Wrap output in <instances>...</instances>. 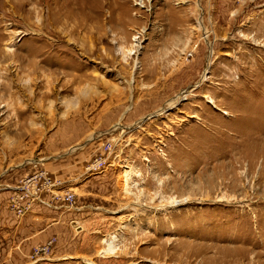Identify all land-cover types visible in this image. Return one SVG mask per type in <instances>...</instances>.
I'll list each match as a JSON object with an SVG mask.
<instances>
[{"label":"rangeland","instance_id":"rangeland-1","mask_svg":"<svg viewBox=\"0 0 264 264\" xmlns=\"http://www.w3.org/2000/svg\"><path fill=\"white\" fill-rule=\"evenodd\" d=\"M32 176L77 208L35 264H264V0H0V194Z\"/></svg>","mask_w":264,"mask_h":264},{"label":"crops","instance_id":"crops-1","mask_svg":"<svg viewBox=\"0 0 264 264\" xmlns=\"http://www.w3.org/2000/svg\"><path fill=\"white\" fill-rule=\"evenodd\" d=\"M21 182L6 186L9 191L0 194V264H35L33 249L51 239L60 242L67 216L77 210L68 206L64 196L56 199L48 194L36 201L23 200L26 210L19 214L12 199L19 193Z\"/></svg>","mask_w":264,"mask_h":264},{"label":"built area","instance_id":"built-area-1","mask_svg":"<svg viewBox=\"0 0 264 264\" xmlns=\"http://www.w3.org/2000/svg\"><path fill=\"white\" fill-rule=\"evenodd\" d=\"M110 146L108 147V150H110ZM40 179H42L41 176H32L30 178H27L26 180L23 181V186H20V188L18 189V194L12 199V203L14 208L17 209L19 214H23L26 210V207H23L22 205V201L25 199H31L32 201H36V200H40V194L38 193V191H40L39 188L36 189V187L34 186L37 181H39ZM49 184L50 187L56 186L55 184H53V181L51 179L46 180ZM56 199H60L61 195H55L54 196ZM65 200L68 204V206L71 209H77L75 207V199L74 196L72 194H66L64 195Z\"/></svg>","mask_w":264,"mask_h":264},{"label":"bare ground","instance_id":"bare-ground-1","mask_svg":"<svg viewBox=\"0 0 264 264\" xmlns=\"http://www.w3.org/2000/svg\"><path fill=\"white\" fill-rule=\"evenodd\" d=\"M139 1V0H138ZM137 6H142V3H137L136 4ZM120 50L124 51L123 48H121ZM9 51L11 52L12 51V48L9 47ZM125 52V51H124ZM205 79V78H204ZM187 95H183V99H186ZM177 103H170L169 104V109H173L174 107H176ZM163 112H166V109L161 111L160 113H163ZM127 174V173H126ZM127 177V176H126ZM128 178V177H127ZM127 182V181H126ZM187 203L186 200H173L172 203L170 202V205L169 207H178V206H182V205H185ZM108 243V249L105 250L103 253L105 254H117V246L114 244V242H109L107 241ZM65 259V258H64ZM86 261V263L88 264H95V262L91 261V260H88V259H84Z\"/></svg>","mask_w":264,"mask_h":264}]
</instances>
